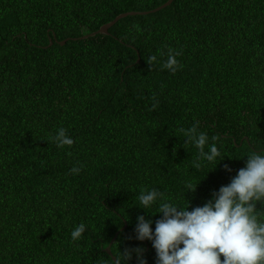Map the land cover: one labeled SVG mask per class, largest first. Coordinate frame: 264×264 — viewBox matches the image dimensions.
I'll return each mask as SVG.
<instances>
[{
  "label": "trees",
  "instance_id": "trees-1",
  "mask_svg": "<svg viewBox=\"0 0 264 264\" xmlns=\"http://www.w3.org/2000/svg\"><path fill=\"white\" fill-rule=\"evenodd\" d=\"M166 1L0 0V264H101L107 247L156 264L150 242L126 239L138 216L153 230L161 218L138 207L141 190L191 210L264 150V0H173L91 35ZM169 48L175 75L161 67ZM194 123L225 156L216 168L193 165L180 129ZM60 128L71 148L51 142Z\"/></svg>",
  "mask_w": 264,
  "mask_h": 264
},
{
  "label": "clouds",
  "instance_id": "clouds-1",
  "mask_svg": "<svg viewBox=\"0 0 264 264\" xmlns=\"http://www.w3.org/2000/svg\"><path fill=\"white\" fill-rule=\"evenodd\" d=\"M166 55L161 67L175 75L183 68L177 59L181 52L169 48ZM157 61V56L152 55L147 63L151 67ZM155 107L153 104L152 110ZM180 131L187 143L198 150L197 159L193 161L197 170L206 165L216 168L225 158L221 148L209 142L208 134L199 131L198 123ZM50 140L60 149L71 148L74 144L64 128ZM245 158V166L230 183L214 191L203 206L191 210L188 201L186 206H181L158 188L142 189L137 198L138 207L147 214L155 208L156 215L161 218L155 221L153 230L152 219L138 216L134 236L126 239L150 242L155 250L156 264H264V210L257 209L258 204L264 206V150L249 152ZM82 168L74 166L70 172L79 175ZM224 168L231 173L227 164ZM196 187L191 181L185 182L186 192H194ZM85 231L84 223L75 226L70 233L71 240H81ZM144 251L142 247H125L123 251L119 247L111 259L101 264H130L134 258L137 264H147Z\"/></svg>",
  "mask_w": 264,
  "mask_h": 264
},
{
  "label": "water",
  "instance_id": "water-1",
  "mask_svg": "<svg viewBox=\"0 0 264 264\" xmlns=\"http://www.w3.org/2000/svg\"><path fill=\"white\" fill-rule=\"evenodd\" d=\"M172 2H173V0H167V1H166L164 4H162L161 6H159V7H157V8H154V9H152V10H150V11H143V12H126V13H122V14L116 16V17H115L112 21H110L109 23L102 25V26L99 28L98 31L91 33V35H96V34H107V33H108V30H109L112 26H114L119 20H121V19H123V18H126V17H128V16L147 15V14L156 13V12H158V11H160V10H163V9H165L166 7H168ZM86 37H87V36H84V38H86ZM67 40H68V39H66V40H64V41H62V42H60V45L65 44V43L67 42ZM51 45H52V41H50V43H49V46H51ZM125 228H126V224L123 226V228L121 229V231H123ZM116 236H117V234H116ZM115 238H116V237H115ZM115 238L113 239V241L115 240ZM113 241H112V242H113ZM106 252H107V254H108L110 257L113 256L112 253H111V251H110V248H109V247L106 248Z\"/></svg>",
  "mask_w": 264,
  "mask_h": 264
}]
</instances>
